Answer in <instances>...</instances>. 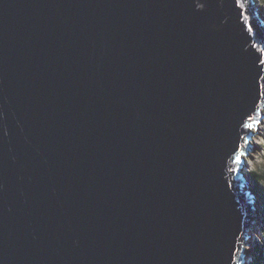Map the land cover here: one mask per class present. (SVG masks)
Segmentation results:
<instances>
[{
	"label": "water",
	"instance_id": "1",
	"mask_svg": "<svg viewBox=\"0 0 264 264\" xmlns=\"http://www.w3.org/2000/svg\"><path fill=\"white\" fill-rule=\"evenodd\" d=\"M263 108L256 0H0V264L243 262Z\"/></svg>",
	"mask_w": 264,
	"mask_h": 264
},
{
	"label": "rangeland",
	"instance_id": "2",
	"mask_svg": "<svg viewBox=\"0 0 264 264\" xmlns=\"http://www.w3.org/2000/svg\"><path fill=\"white\" fill-rule=\"evenodd\" d=\"M256 3L261 7L264 13L263 0H256ZM261 114L263 115L261 122L257 123L256 133L252 134L249 144L251 145L246 159V171L250 173L258 171V173H264V108ZM251 188L254 189L256 196V220L253 228L249 231V237L246 241L248 245L244 246L246 250L244 261L239 264H263L264 253L259 257L257 249L264 248V180L257 182L253 177H249ZM258 260H257V259ZM262 259V261H259Z\"/></svg>",
	"mask_w": 264,
	"mask_h": 264
},
{
	"label": "trees",
	"instance_id": "3",
	"mask_svg": "<svg viewBox=\"0 0 264 264\" xmlns=\"http://www.w3.org/2000/svg\"><path fill=\"white\" fill-rule=\"evenodd\" d=\"M263 3H264V0H263ZM250 176L253 177L257 182H261L262 180H264V173H258V171H253L252 173H250ZM257 251L260 253L259 257H262L260 255L264 253V248H262V249L258 248ZM259 261H262V259H260ZM263 264H264V262H263Z\"/></svg>",
	"mask_w": 264,
	"mask_h": 264
},
{
	"label": "snow or ice",
	"instance_id": "4",
	"mask_svg": "<svg viewBox=\"0 0 264 264\" xmlns=\"http://www.w3.org/2000/svg\"><path fill=\"white\" fill-rule=\"evenodd\" d=\"M248 127L251 128L252 125H248ZM236 160H237V162H239V161L241 160V157H240V156H237V157H236Z\"/></svg>",
	"mask_w": 264,
	"mask_h": 264
},
{
	"label": "bare ground",
	"instance_id": "5",
	"mask_svg": "<svg viewBox=\"0 0 264 264\" xmlns=\"http://www.w3.org/2000/svg\"><path fill=\"white\" fill-rule=\"evenodd\" d=\"M254 191V190H253ZM255 192V191H254ZM256 195H257V193H256Z\"/></svg>",
	"mask_w": 264,
	"mask_h": 264
}]
</instances>
